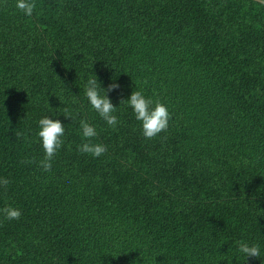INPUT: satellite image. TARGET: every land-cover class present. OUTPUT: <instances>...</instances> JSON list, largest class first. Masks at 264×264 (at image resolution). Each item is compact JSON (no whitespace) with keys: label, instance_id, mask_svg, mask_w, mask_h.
I'll list each match as a JSON object with an SVG mask.
<instances>
[{"label":"trees","instance_id":"16d2710c","mask_svg":"<svg viewBox=\"0 0 264 264\" xmlns=\"http://www.w3.org/2000/svg\"><path fill=\"white\" fill-rule=\"evenodd\" d=\"M35 3L0 0V209H21L0 212V264H219L232 241L264 247V2ZM95 74L118 80L117 106L134 88L167 104L168 127L146 138L124 104L107 125L83 92ZM44 115L67 124L49 171ZM80 118L99 157L77 150Z\"/></svg>","mask_w":264,"mask_h":264},{"label":"clouds","instance_id":"9594fccd","mask_svg":"<svg viewBox=\"0 0 264 264\" xmlns=\"http://www.w3.org/2000/svg\"><path fill=\"white\" fill-rule=\"evenodd\" d=\"M16 8L23 11L26 16H31L35 10V0H15ZM121 86L117 79H112L107 86H103L102 82L97 78L96 74L88 78L84 84L83 92L87 98L88 104L92 109L111 127H115L119 123L117 109L121 104L130 107L135 119L140 124L142 135L146 138H151L169 125L170 111L168 105L145 95V93L134 88L127 97H121L119 106L113 103L110 96L112 91L119 89ZM60 99V98H59ZM63 115L71 117L69 113L64 112ZM58 115L48 116L44 115L38 118L36 136L39 138L41 147L44 150V157L39 161L43 170L49 171L52 168V161L57 151L62 147L64 136L66 133V125L64 121L59 118H54ZM80 135L83 142L77 145V150L82 153L91 154L93 157H99L107 151V147L102 142H93V138L97 137L96 127L85 118H80ZM7 178L0 177V185L8 184ZM0 212L7 219H18L21 215V209L12 205H6ZM264 250L259 241L237 240L232 241L228 251L222 253V260H226L227 264H232L233 257L238 261L235 253H241L244 261L251 258H259L264 260L261 252ZM219 261V264H220Z\"/></svg>","mask_w":264,"mask_h":264},{"label":"water","instance_id":"95a60500","mask_svg":"<svg viewBox=\"0 0 264 264\" xmlns=\"http://www.w3.org/2000/svg\"><path fill=\"white\" fill-rule=\"evenodd\" d=\"M258 1H260V2H264L263 0H258Z\"/></svg>","mask_w":264,"mask_h":264}]
</instances>
